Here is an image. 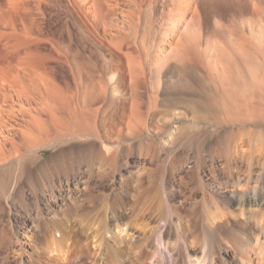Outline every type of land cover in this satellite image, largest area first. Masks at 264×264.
Returning a JSON list of instances; mask_svg holds the SVG:
<instances>
[{"label": "bare ground", "instance_id": "6f19581e", "mask_svg": "<svg viewBox=\"0 0 264 264\" xmlns=\"http://www.w3.org/2000/svg\"><path fill=\"white\" fill-rule=\"evenodd\" d=\"M40 1L0 0V264H264V79L231 42L235 76L212 33L190 64L213 0H63L47 36ZM250 3L261 46L264 0ZM195 82L220 111L185 98ZM159 92L178 106L162 117Z\"/></svg>", "mask_w": 264, "mask_h": 264}, {"label": "rangeland", "instance_id": "374dc122", "mask_svg": "<svg viewBox=\"0 0 264 264\" xmlns=\"http://www.w3.org/2000/svg\"><path fill=\"white\" fill-rule=\"evenodd\" d=\"M252 1H254V2L258 3V4L259 3L262 4V2H263V0H260V1L259 0H251V3H252ZM55 2H58V3H55ZM39 3L42 4V5L41 6L39 5L40 6V10L37 9V11L35 13V15H37L36 17H39V18H37L36 24L34 23L32 25V27L34 29L37 28L39 30V33L42 34L43 36L45 34H46L45 36H47L50 33L49 31L51 29H52L51 32L56 33L57 31H59V28L61 27L60 25H62L64 23V21L67 19V12H66L67 10L64 7V1L63 0H58V1L57 0L56 1L55 0H45V2H44V0H43V1H40ZM241 4H242V6H241ZM59 5L62 6V7H59ZM200 6H201V8H200ZM211 6H212V8H209V7L205 8V7H202V4H200L198 6V8H197V11H196L197 15L196 16H198V17L196 19L197 21H196L195 29L198 32H200L202 39H201V41L199 43V45H200L199 46V50L197 48H195V47H193L194 49H192L193 50V54L196 53L195 56L193 54H191L192 51L190 52V54L192 55L191 61L193 62L192 63L190 61V64L192 66H194V65L195 66H200L203 62L205 63V60L203 61V59H202V55H201L202 52H201L200 49L204 48L205 40H204L203 37L205 36V34L206 33H210V34L212 33L211 36L214 39L213 40L211 38V40L214 42L213 46L216 45V47L221 49V52H223L224 60L225 59L227 60V61L225 60V63L231 69V71L233 72L234 75L235 74L237 75V71H236V66L234 65V62H233V58H236V61H238V62L240 61L239 62L240 65L242 64L241 62H243V60H242V54H240L241 52L240 51H239L240 53L237 52L236 49H235L236 47L233 44H231V42H233L235 44L238 43L239 46L244 48V49L246 48L245 47V45H246L247 49H245V50H248L249 53H251L253 51L251 53V56L253 55L252 56L253 59L251 61L254 64L255 68H257L258 73L260 72V75H263V79H264V46H263L264 42H263V45L260 46V45H258V43L256 41H254V39H252V37H250V34L248 32L247 23H246V21L244 19V17H247V13H246L247 11H246V9L244 7V0H213V3H212ZM250 6H249V8L252 9L253 5H250ZM62 8H64L65 10L63 11ZM160 9H161V7L159 6V4H157V6L155 8V11H156L157 15L159 14ZM193 12L188 13L187 17H192L191 15L194 16ZM56 17H57L58 20L56 19ZM261 17H262L263 21H260V22L261 23L263 22L262 25L264 27V12L262 13ZM14 20L18 21L16 18H14ZM48 26H49V28H48ZM217 26H218V28H215ZM40 28L43 29V30H41ZM71 30L74 32V28H72ZM256 32H257V29L255 28V33ZM239 36H240V38L241 37H243V38L239 39L238 38ZM237 38L239 39L238 41H237ZM244 39L246 40V42H245ZM244 42H245V44H244ZM42 43H44V42H42ZM42 43H41V47H43L42 49L46 50V47H47V50H49L50 46L48 44H46V43H44L45 45L42 44ZM44 46H45V48H44ZM249 47L252 48V49H250L251 51L249 50ZM211 51L214 52L215 48L213 47ZM232 53H234V54H232ZM237 54H238L239 57L240 56L241 57L237 58V56H236ZM199 55H200V57H199ZM231 57H233V58H231ZM223 63H224V61H223ZM211 77H212V79L215 82L218 81V78L214 74H211ZM236 80H237V78H236ZM242 81H243V78H241L239 76V80H238L237 86H236L238 89H243L244 83ZM195 85H196L195 87H196L197 93H195V94L187 93L186 95H184L185 98L188 97V99L200 102V104H199L200 107L205 112L208 111L209 114L213 113V112H216L217 110L220 111L221 109L219 110L217 105L214 103V102H216L215 100L219 96L216 95L214 92H212V90H210L207 87L208 85L204 86V85L200 84V86H199V84L196 83V82H195ZM242 93H244V91H242ZM163 96L165 97L166 95L163 94L162 92L158 93V99L160 98L159 99L160 102L161 101H166ZM256 96H257V93H256ZM143 101H144V109H145L146 106L148 105V102H149L147 90L143 91ZM160 102H158V105H157L158 106V108H157L158 111L157 112L159 114L158 117H162L163 115L164 116L168 115V112L170 113L171 111H174L176 109V107H178V106H175V105H168L169 102H167V101H166L167 103L165 102V104H164V102H161V103ZM183 109L186 112L188 111L187 110L188 108H186V107H183ZM178 123H181V124L183 123V125H185V126L187 125V123H185L183 121H179ZM246 127H249V125H247ZM186 129L184 130L183 134L174 141V144L176 146L177 145L181 146V149H183L185 151V153L189 156V155H192L191 149H192V146H193V143H194V139H193V137L191 135L192 134L191 133V129H188V128H186ZM147 134H148L147 131L143 132V134H142L143 136L141 138L142 141L143 140L144 141H148L150 139L148 136H146ZM229 134H231V133H228V134H225V135L229 136ZM217 139H218V133L213 135V136H211L208 139V143L212 142L214 140H217ZM187 180L188 179L185 180V182H184L185 184H183V187H185V189H186V191L188 193L189 192H192V193L194 192V194H195V192L197 191L195 181L194 180H189V183H188ZM186 181H187V183H186ZM191 181H192V183L194 185L191 183ZM184 185H186V186H184ZM224 188H226V187H224ZM104 191L108 192L109 191V187H105Z\"/></svg>", "mask_w": 264, "mask_h": 264}]
</instances>
